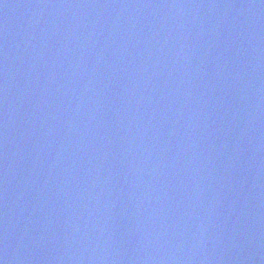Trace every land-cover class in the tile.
<instances>
[{"label": "water", "instance_id": "water-1", "mask_svg": "<svg viewBox=\"0 0 264 264\" xmlns=\"http://www.w3.org/2000/svg\"><path fill=\"white\" fill-rule=\"evenodd\" d=\"M0 264H264V0H0Z\"/></svg>", "mask_w": 264, "mask_h": 264}]
</instances>
